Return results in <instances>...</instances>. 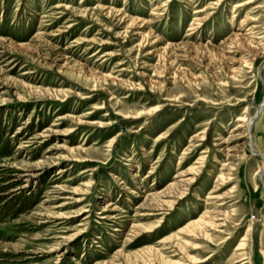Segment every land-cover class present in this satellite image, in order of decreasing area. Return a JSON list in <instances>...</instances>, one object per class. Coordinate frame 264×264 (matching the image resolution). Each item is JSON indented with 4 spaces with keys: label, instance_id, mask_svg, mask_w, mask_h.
Here are the masks:
<instances>
[{
    "label": "rangeland",
    "instance_id": "374dc122",
    "mask_svg": "<svg viewBox=\"0 0 264 264\" xmlns=\"http://www.w3.org/2000/svg\"><path fill=\"white\" fill-rule=\"evenodd\" d=\"M0 264H264V0H0Z\"/></svg>",
    "mask_w": 264,
    "mask_h": 264
},
{
    "label": "bare ground",
    "instance_id": "6f19581e",
    "mask_svg": "<svg viewBox=\"0 0 264 264\" xmlns=\"http://www.w3.org/2000/svg\"><path fill=\"white\" fill-rule=\"evenodd\" d=\"M171 43L168 41V42H166V45H165V47L167 48L169 45H170ZM252 120V119H251ZM250 125H251V121H249L248 123H247V125H246V127H247V131L248 132H250V130H251V127H250ZM249 138H250V140H251V135L249 134ZM194 170V169H193ZM185 181V180H184ZM191 181V180H190ZM183 182V181H182ZM184 183H187V182H184ZM180 195V194H179ZM164 196V195H163ZM197 221V220H196ZM194 224H196L195 222H192V223H190L189 224V226H193ZM198 224H199V222H198Z\"/></svg>",
    "mask_w": 264,
    "mask_h": 264
}]
</instances>
